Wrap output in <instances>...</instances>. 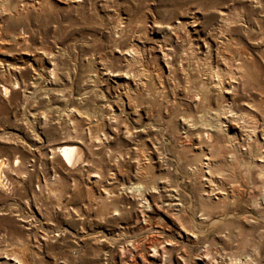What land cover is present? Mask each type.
Listing matches in <instances>:
<instances>
[{
    "label": "rangeland",
    "instance_id": "obj_1",
    "mask_svg": "<svg viewBox=\"0 0 264 264\" xmlns=\"http://www.w3.org/2000/svg\"><path fill=\"white\" fill-rule=\"evenodd\" d=\"M207 125L219 204L190 169ZM259 154L264 0H0V264H264Z\"/></svg>",
    "mask_w": 264,
    "mask_h": 264
},
{
    "label": "bare ground",
    "instance_id": "obj_2",
    "mask_svg": "<svg viewBox=\"0 0 264 264\" xmlns=\"http://www.w3.org/2000/svg\"><path fill=\"white\" fill-rule=\"evenodd\" d=\"M26 1V0H25ZM74 1V0H73ZM29 2V1H28ZM3 3V2H2ZM24 3V2H23ZM21 6V5H20ZM224 12L220 13V18L223 17ZM225 16V15H224ZM226 17V16H225ZM226 20V19H225ZM225 20H223L225 22ZM220 22V21H219ZM218 22V23H219ZM178 23H180V21L178 20ZM226 23V22H225ZM183 24H187V25H194V22L190 21V22H184ZM207 35V34H206ZM220 38V37H219ZM218 38V40H219ZM26 42L25 37L22 36H18L14 38V42L15 44H19L21 45L23 42ZM190 49V48H189ZM211 49L209 47H207V45H204V50L205 52H209ZM215 51H216V55L218 53H220L219 50V44L215 47ZM222 51V50H221ZM223 54V53H222ZM218 57V56H217ZM224 57V56H223ZM226 59V58H225ZM239 62V61H238ZM227 63V62H226ZM236 63V62H234ZM243 63L239 62L238 65V70L241 71V74L244 72L243 70ZM224 65V64H223ZM210 67V66H209ZM225 68V67H223ZM228 69V68H227ZM206 70V69H205ZM226 70V69H224ZM219 64H214L213 67L209 68L208 73V85L210 87V89H218L219 86H221L225 92H229L231 89L236 88V81H233V79L226 77L225 71H224ZM235 70V69H234ZM239 71V72H240ZM233 72V71H232ZM239 76V75H237ZM205 78V77H204ZM203 78V79H204ZM206 81V80H205ZM207 83V82H205ZM220 87V88H221ZM10 88L6 87V86H2V91L5 93H10ZM209 90V89H208ZM223 90V91H224ZM207 91V90H206ZM199 95L203 96L202 93H198ZM198 97V96H197ZM244 102V101H243ZM243 102H241L243 104ZM218 109V108H217ZM68 111L70 109H67ZM215 111V110H214ZM216 115V114H215ZM217 116V115H216ZM213 117V116H212ZM213 119V118H212ZM207 122V121H206ZM215 122V121H213ZM215 127V126H214ZM219 127V126H218ZM213 127L212 125H207L205 127H203L201 129L202 135H204L205 139H211V141H214V144H211V148L209 150L205 149L201 154L202 158L205 159V162L198 160V162H194L191 165L192 171L194 170H198L200 172H204V175L202 176V184H204L202 193L204 196H206L208 199H214V201L219 204V203H223V202H228V200H232L233 198V189H232V185L231 182L230 183H223V179L221 178V176H219L218 174L214 173V171H212V164L211 160L213 157L215 156H221L222 154V147H224L226 145V143L223 144L220 143V140H218L216 137V133H213ZM250 131L248 129H246V131L244 130V134H250ZM229 140V139H228ZM224 141V140H223ZM229 142V141H228ZM251 143V142H250ZM254 147V146H253ZM230 148V147H229ZM242 148V147H241ZM55 152L57 153V155L60 157L61 163L66 166H76L77 164H79L82 161V151L80 150V148L76 145H71V144H64V145H59L56 146V148L54 149ZM257 151V150H256ZM201 152V150H200ZM250 153V152H249ZM226 155V154H225ZM230 155V154H228ZM200 156V157H201ZM224 156V155H223ZM255 155H253L254 157ZM230 157V156H229ZM250 157V156H249ZM259 157H264L261 156L259 154ZM228 158V157H227ZM257 160V159H256ZM263 160V158H262ZM5 161V160H4ZM2 159H0V187H5L7 183H5V178L6 176H8L6 173L7 171H5L4 165L3 163H5ZM214 160H212L213 162ZM219 161V160H217ZM252 161V160H251ZM258 161H261V158H258ZM15 162V161H14ZM189 167V166H187ZM189 169V170H190ZM214 169V168H213ZM215 170V169H214ZM196 173V171H195ZM199 174V173H198ZM222 175V174H221ZM223 176V175H222ZM257 178L259 177L256 176ZM143 186V185H142ZM135 187H137L139 189V185H135ZM142 188V187H141ZM6 189V188H5ZM235 191V190H234ZM204 218V217H203ZM158 248V247H157ZM150 253L148 254V256L150 257L148 259V263L147 264H153V257L156 251V245H151L149 247ZM13 259L12 261L16 264H19L17 262V260L14 258V256H12Z\"/></svg>",
    "mask_w": 264,
    "mask_h": 264
}]
</instances>
